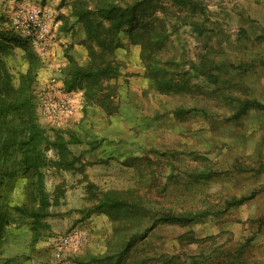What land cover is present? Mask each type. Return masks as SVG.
I'll list each match as a JSON object with an SVG mask.
<instances>
[{
    "label": "rangeland",
    "instance_id": "374dc122",
    "mask_svg": "<svg viewBox=\"0 0 264 264\" xmlns=\"http://www.w3.org/2000/svg\"><path fill=\"white\" fill-rule=\"evenodd\" d=\"M192 1L189 11L158 0L157 24L121 33L117 75L88 99L64 90L62 70L89 60L71 14L96 0H0V33L30 42L3 56L12 84L30 70L38 126L74 141L4 189L10 207L36 209L38 187L50 206L37 231L11 211L0 264H93L129 241L124 264H264V0ZM32 7L52 23L44 50L15 22ZM65 96L71 116H44L45 98ZM114 200L123 208L104 206Z\"/></svg>",
    "mask_w": 264,
    "mask_h": 264
},
{
    "label": "trees",
    "instance_id": "16d2710c",
    "mask_svg": "<svg viewBox=\"0 0 264 264\" xmlns=\"http://www.w3.org/2000/svg\"><path fill=\"white\" fill-rule=\"evenodd\" d=\"M158 0H96L92 9L86 4L77 3L72 7L71 16L74 23L81 26L83 33L91 46L88 48V61L85 66L69 62L62 70L65 91L74 87L84 90L85 98H92L100 91L101 82L117 75L113 66L111 53L119 45V35L122 33L132 36L134 32L146 25L157 24ZM177 8H186L193 11L192 0H166ZM80 4V5H79ZM149 21V22H148ZM158 25L153 27L157 28ZM152 28V27H151ZM162 36L156 32L154 39ZM27 39H21L10 33H0V245L3 242L4 232L11 223V211L22 216H28L31 229L37 231L42 228L40 220L50 206L43 190L38 187V207L27 210L10 207L6 202L4 189L11 187L18 178V174L37 172L49 164L46 153L54 151L64 155L67 145L60 136L50 139L38 126L34 114V99L31 94L30 70L22 77L21 83L15 88L12 79L3 61V56L10 52L13 45H29ZM94 46L96 49H93ZM31 56V54H30ZM32 59L35 58L31 56ZM24 80V81H23ZM23 81V82H22ZM40 174H37V183H40ZM110 208H123L124 204L114 200L104 205ZM204 212L193 214L190 217L165 216L162 221L190 222L203 217ZM34 236V241L36 240ZM133 244L129 241L123 250L110 256L93 259V264H124L129 248ZM169 263V261H166ZM137 264H142V261Z\"/></svg>",
    "mask_w": 264,
    "mask_h": 264
},
{
    "label": "built area",
    "instance_id": "2783aa9c",
    "mask_svg": "<svg viewBox=\"0 0 264 264\" xmlns=\"http://www.w3.org/2000/svg\"><path fill=\"white\" fill-rule=\"evenodd\" d=\"M15 22L24 37L28 38L40 50H44L47 41L52 36V23L46 12L35 7L28 8L22 11L20 16H17ZM55 84L56 79L49 80V86L53 87ZM41 105L44 116L56 122L71 116L76 110L75 100L71 96H65L60 100L45 98ZM60 241L63 244V238Z\"/></svg>",
    "mask_w": 264,
    "mask_h": 264
},
{
    "label": "crops",
    "instance_id": "0c3cea01",
    "mask_svg": "<svg viewBox=\"0 0 264 264\" xmlns=\"http://www.w3.org/2000/svg\"><path fill=\"white\" fill-rule=\"evenodd\" d=\"M53 72H54V71H53ZM41 76H42V75H41ZM54 76H56V77L58 76V74L56 73V71H55V73H54ZM44 78H45L44 76H43V78H40V77H39L40 81H43Z\"/></svg>",
    "mask_w": 264,
    "mask_h": 264
}]
</instances>
